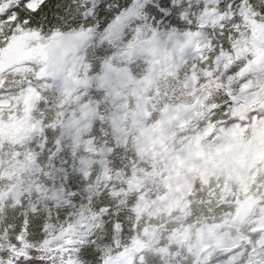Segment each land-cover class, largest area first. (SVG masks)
Here are the masks:
<instances>
[{
  "label": "snow or ice",
  "instance_id": "1",
  "mask_svg": "<svg viewBox=\"0 0 264 264\" xmlns=\"http://www.w3.org/2000/svg\"><path fill=\"white\" fill-rule=\"evenodd\" d=\"M0 264H264V0H0Z\"/></svg>",
  "mask_w": 264,
  "mask_h": 264
}]
</instances>
